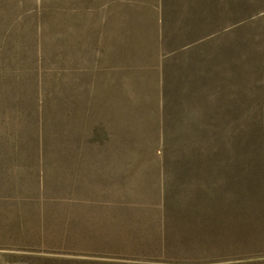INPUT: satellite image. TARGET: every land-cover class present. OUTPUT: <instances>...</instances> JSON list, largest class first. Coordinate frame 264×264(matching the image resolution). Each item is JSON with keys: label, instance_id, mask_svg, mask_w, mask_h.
Instances as JSON below:
<instances>
[{"label": "rangeland", "instance_id": "obj_1", "mask_svg": "<svg viewBox=\"0 0 264 264\" xmlns=\"http://www.w3.org/2000/svg\"><path fill=\"white\" fill-rule=\"evenodd\" d=\"M0 264H264V0H0Z\"/></svg>", "mask_w": 264, "mask_h": 264}]
</instances>
